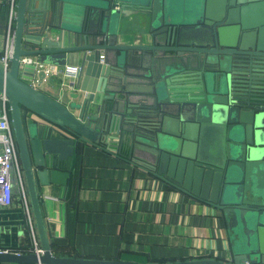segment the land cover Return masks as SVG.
<instances>
[{
	"label": "water",
	"instance_id": "95a60500",
	"mask_svg": "<svg viewBox=\"0 0 264 264\" xmlns=\"http://www.w3.org/2000/svg\"><path fill=\"white\" fill-rule=\"evenodd\" d=\"M175 5L18 0L0 94L42 253L0 252V264H134L52 252L37 181L47 186L48 168L68 163L79 142L107 147L221 213L226 253L159 264H264V0H190L185 14ZM132 13L150 21V45L118 43L121 19ZM74 54L85 97L66 106L40 88ZM35 117L53 129L43 132Z\"/></svg>",
	"mask_w": 264,
	"mask_h": 264
},
{
	"label": "crops",
	"instance_id": "0c3cea01",
	"mask_svg": "<svg viewBox=\"0 0 264 264\" xmlns=\"http://www.w3.org/2000/svg\"><path fill=\"white\" fill-rule=\"evenodd\" d=\"M172 1L182 14L190 5V0ZM0 14L8 22L9 1L0 0ZM3 38L1 34L0 53ZM150 42L148 18L134 13L122 17L120 45ZM66 67L80 70L76 54L68 57ZM40 90L66 106L81 104L85 97L77 81L72 84L62 75L48 79ZM38 122L43 132L50 126ZM53 136L60 138L58 133ZM55 165L48 168L47 186L37 181L45 217L52 220L49 236L55 256L159 264L219 257L230 248L218 210L162 183L107 147L79 142L68 163ZM30 225L21 205L0 209V249L31 252Z\"/></svg>",
	"mask_w": 264,
	"mask_h": 264
},
{
	"label": "built area",
	"instance_id": "2783aa9c",
	"mask_svg": "<svg viewBox=\"0 0 264 264\" xmlns=\"http://www.w3.org/2000/svg\"><path fill=\"white\" fill-rule=\"evenodd\" d=\"M10 2V14L7 22L6 35L3 38L4 49L0 53V67L5 71H9L11 67V58L14 51V21L16 17V5L18 0H8ZM103 60L104 56H100ZM23 63H30V60H23ZM57 75H62L72 84H74L79 76V69L72 67L54 68ZM16 192L25 203V210L30 220V234L33 241L32 251L36 255L42 253L37 233L32 224L31 209L28 206L27 185L24 172L20 160L17 143L10 122L9 102L8 98L0 94V209H9L16 205ZM0 252H8L1 250Z\"/></svg>",
	"mask_w": 264,
	"mask_h": 264
},
{
	"label": "trees",
	"instance_id": "16d2710c",
	"mask_svg": "<svg viewBox=\"0 0 264 264\" xmlns=\"http://www.w3.org/2000/svg\"><path fill=\"white\" fill-rule=\"evenodd\" d=\"M6 26H7V19H5V17H2V15L0 14V36L5 31ZM24 112L27 113V110ZM26 253H30V252L25 251L23 254H26Z\"/></svg>",
	"mask_w": 264,
	"mask_h": 264
},
{
	"label": "rangeland",
	"instance_id": "374dc122",
	"mask_svg": "<svg viewBox=\"0 0 264 264\" xmlns=\"http://www.w3.org/2000/svg\"><path fill=\"white\" fill-rule=\"evenodd\" d=\"M15 200H16V204H17V205H21L22 208L25 209V208H24V207H25V203L22 201L21 196H20L19 193H17V192H16ZM27 204H28V206H30V204H29V198H28V203H27Z\"/></svg>",
	"mask_w": 264,
	"mask_h": 264
},
{
	"label": "flooded vegetation",
	"instance_id": "af4514ba",
	"mask_svg": "<svg viewBox=\"0 0 264 264\" xmlns=\"http://www.w3.org/2000/svg\"><path fill=\"white\" fill-rule=\"evenodd\" d=\"M9 112H10V111H9ZM23 115H24V117L27 116L28 118H31V117H32V114L29 113V112H27V113L23 112ZM17 147H18V146H17Z\"/></svg>",
	"mask_w": 264,
	"mask_h": 264
}]
</instances>
